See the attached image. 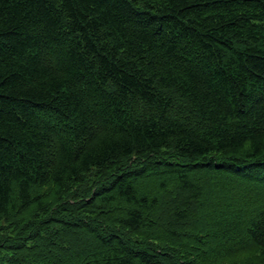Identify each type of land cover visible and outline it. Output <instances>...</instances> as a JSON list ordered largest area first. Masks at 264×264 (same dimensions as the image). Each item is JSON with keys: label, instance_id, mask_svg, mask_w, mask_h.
Listing matches in <instances>:
<instances>
[{"label": "trees", "instance_id": "obj_1", "mask_svg": "<svg viewBox=\"0 0 264 264\" xmlns=\"http://www.w3.org/2000/svg\"><path fill=\"white\" fill-rule=\"evenodd\" d=\"M0 264H264V0H0Z\"/></svg>", "mask_w": 264, "mask_h": 264}]
</instances>
